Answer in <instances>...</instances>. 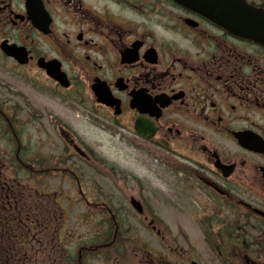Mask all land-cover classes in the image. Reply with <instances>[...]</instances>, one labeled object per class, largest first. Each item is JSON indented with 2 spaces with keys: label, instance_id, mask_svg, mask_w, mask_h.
<instances>
[{
  "label": "flooded vegetation",
  "instance_id": "flooded-vegetation-1",
  "mask_svg": "<svg viewBox=\"0 0 264 264\" xmlns=\"http://www.w3.org/2000/svg\"><path fill=\"white\" fill-rule=\"evenodd\" d=\"M0 149V264H264V0H0Z\"/></svg>",
  "mask_w": 264,
  "mask_h": 264
},
{
  "label": "rangeland",
  "instance_id": "rangeland-1",
  "mask_svg": "<svg viewBox=\"0 0 264 264\" xmlns=\"http://www.w3.org/2000/svg\"><path fill=\"white\" fill-rule=\"evenodd\" d=\"M9 79H7V82L9 83ZM41 102L45 101L44 99H40ZM65 118L72 122L75 129H77L79 132H81L88 142L100 145L102 144L103 150L106 152L107 159L111 162L112 160L115 161V164H121L122 167L126 168L127 170H130L134 175H138L139 177L145 179L148 175H153L154 179L150 181L151 185L154 186L151 190H149V193L147 194V197L154 198L157 205H154L155 208H159L162 210H165L168 215V222L171 226V220L173 217V212L171 211L172 205L175 203H185L191 202L190 199L184 198L186 196H176L177 190L176 185L173 179H171V176L169 174H166L164 169L157 163L153 161H149V159L143 155L138 156V154H134L132 152H128L122 148L119 142L114 137H110L108 135H105L102 132H96L93 129H90L87 125L84 123H81V121H74V119H71L67 116ZM34 129L36 126L34 124H30V126L27 127V129ZM97 142V143H94ZM3 149H0L2 151ZM134 160L138 161L139 163L134 164V166L129 165L133 164L135 162ZM133 161V162H132ZM162 178V179H161ZM158 179V180H156ZM172 229V227H170ZM149 232V231H148ZM146 239H150L152 237V234L144 235ZM150 243L152 241L150 240ZM154 248L157 250V246L154 244Z\"/></svg>",
  "mask_w": 264,
  "mask_h": 264
},
{
  "label": "water",
  "instance_id": "water-1",
  "mask_svg": "<svg viewBox=\"0 0 264 264\" xmlns=\"http://www.w3.org/2000/svg\"><path fill=\"white\" fill-rule=\"evenodd\" d=\"M230 9L224 10L220 13L208 12L207 16L216 19L218 23H223L227 28L231 30L243 31L252 26V16L250 10H248L245 4L236 2Z\"/></svg>",
  "mask_w": 264,
  "mask_h": 264
},
{
  "label": "bare ground",
  "instance_id": "bare-ground-1",
  "mask_svg": "<svg viewBox=\"0 0 264 264\" xmlns=\"http://www.w3.org/2000/svg\"><path fill=\"white\" fill-rule=\"evenodd\" d=\"M15 147H16V148H19V147H21V148H22V147H23V144H22V142H20V141H19V143H17V144L15 145Z\"/></svg>",
  "mask_w": 264,
  "mask_h": 264
}]
</instances>
